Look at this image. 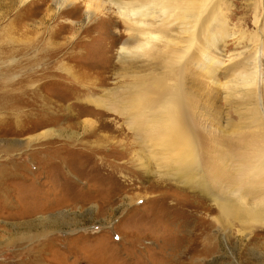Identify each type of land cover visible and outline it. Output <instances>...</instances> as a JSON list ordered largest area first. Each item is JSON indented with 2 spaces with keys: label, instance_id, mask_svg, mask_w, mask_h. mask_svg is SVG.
Returning <instances> with one entry per match:
<instances>
[{
  "label": "rangeland",
  "instance_id": "obj_1",
  "mask_svg": "<svg viewBox=\"0 0 264 264\" xmlns=\"http://www.w3.org/2000/svg\"><path fill=\"white\" fill-rule=\"evenodd\" d=\"M13 1L5 14L9 0H0V45L5 44L4 31L9 28L7 40H12L16 52L39 46L57 55L56 68L44 67L37 52L15 55L9 62L13 76L6 83L12 85V96L6 106H0V264H264V236H255L264 232L263 226L256 224L255 230L238 236L236 223L231 229L221 227L213 216H206L202 208L211 202L189 184L181 185L170 176L162 179L165 172L153 164V172L144 174L143 168L127 164L129 153L123 155L107 144L115 136L112 130L124 128L121 117L108 109L111 93L133 85V78H145L149 69L131 71L120 63L132 60L135 51L126 58L118 54L128 35L116 6L109 0H72L62 7L55 5L56 0ZM206 3L207 10L217 8L218 14L205 26V42L220 69L238 62L248 66V56L261 43L257 93L227 74L217 76L218 81L228 80L234 90L211 86L194 67L181 77L187 91L220 118L223 134H228V128L239 132L255 112L250 110L251 97L257 96L258 108L264 110V0ZM186 13L179 9L171 14L179 16V22L174 23L171 15L151 22L163 23L174 36L185 30ZM116 36L118 43L110 55L108 42ZM79 41L82 49L93 51V56L85 57L93 65L88 85L71 79L76 69H69L67 57ZM27 60L39 63L25 71ZM17 64L22 67L15 68ZM160 72L153 74L160 76ZM4 74L0 64V86L5 84ZM117 96L122 97L118 93L109 101L116 104ZM109 123L113 126L106 127ZM101 138L106 139L98 142L101 149L91 145ZM126 142L136 143L131 138ZM142 155L147 158L148 151ZM230 177L226 171L219 179L224 188ZM203 220L211 228L195 238Z\"/></svg>",
  "mask_w": 264,
  "mask_h": 264
},
{
  "label": "bare ground",
  "instance_id": "obj_2",
  "mask_svg": "<svg viewBox=\"0 0 264 264\" xmlns=\"http://www.w3.org/2000/svg\"><path fill=\"white\" fill-rule=\"evenodd\" d=\"M71 1L56 0L55 5L68 6L72 3ZM109 1L116 6L128 35V40L119 48V56L126 58L134 55L135 51L132 60H124L120 63L125 64L128 70L141 67L147 70V66L149 69L145 78H133L130 82H133V85L125 86L124 91L111 93L109 100H113L118 93L122 95L121 98L117 96L116 104L108 100V109L121 117L124 128H114L112 132L115 136L107 144L112 145L111 147L123 155L129 153L130 160L127 164H130L132 168H143L144 174L153 172L151 169L153 164L154 169L165 172V176L160 175L162 179L170 176L172 181L179 182L181 185L189 184L191 190L200 192L202 199L211 202L212 205L202 208L206 210V216H213L211 219H215L221 227L228 225L231 229L232 224L236 223L238 236L249 234L255 230L256 224L264 227V110L258 108L255 100L257 96L251 97L254 101L250 103L252 105L250 110L255 112L250 115L247 122L242 124L239 132L228 128V134H223L218 127L220 118L203 103L201 104V100H198L195 94L188 92L185 79H181L186 72L190 73L191 67H194L200 69V77L211 86L220 85V87L234 90L236 87L230 86L228 80L223 84L218 81L217 76L221 74L224 78L227 74L234 82L240 79L242 82L240 84L247 91L257 93V74L259 75L260 71L258 47L261 44L259 38L255 39V44L259 43V46H256L252 54L248 56L250 61L248 66L238 62L220 69L219 60L211 54V46L206 47L205 42L207 37L205 26L218 14L217 8L210 6L207 10L209 5L206 3L207 0H133V3L122 0ZM13 3V0H9L8 6L3 4L7 6L5 14L10 11ZM179 9L189 12L185 14V18L183 17L186 19L183 24L188 27L184 26L185 30L181 29L174 36L171 35L172 30L165 27L163 23L156 26L151 22L158 16H170ZM205 11H207L206 15H204ZM202 14L203 17H201ZM172 17L174 23L180 21L179 16ZM87 18H91L89 12ZM6 29L5 44L0 45V64L5 71V84L0 86V106H6L12 96V85L6 82L13 76L11 75L13 67L9 65V62H14L13 56L37 52L44 59V67L56 68L54 60L56 51H45L39 46H31L16 52L11 49L12 40H7L11 29L8 28L7 31ZM108 35L110 36L111 33ZM201 37L204 43L200 42ZM117 38L119 37L116 36L108 42L109 53L118 43ZM81 43L79 41L74 45L67 59L71 62L69 69H76L75 76L70 74L71 79L88 85L92 82L93 65L86 63L85 57L93 56V51L89 53L82 49ZM107 59H110L109 56ZM38 63L39 61L27 60L23 68L27 71L29 65L34 66ZM18 66L20 65H14L15 68ZM238 67L241 70L238 69L240 71L235 74ZM44 70L40 68V71ZM154 70H161V75L153 74ZM44 76L45 74L42 73L43 78ZM30 82L33 81L30 79ZM262 86L264 96V81ZM238 90L241 89L238 88ZM18 94L20 95L19 92ZM30 94L33 97L35 92L32 91ZM8 105L11 107V104ZM44 106H47L46 102ZM18 118L15 117V120ZM212 119L214 123L208 121ZM45 123L52 122L47 120ZM107 126L113 125L109 123ZM121 131H126L129 135H124ZM93 136L99 137L96 132H93ZM130 138L136 143L128 144L126 140ZM105 140L98 139L94 145H91L100 148L98 142L104 143ZM143 151H148L147 158L142 155ZM226 171L231 177L227 182L228 187L224 188L219 179L223 178ZM139 201L140 199H137L135 202ZM203 225V228L199 229L200 233L194 234L195 238H199L202 231L206 233L211 228L208 221L203 220ZM259 235L264 236V232L257 233L255 236ZM202 237L206 240L207 234ZM194 240L197 241V239Z\"/></svg>",
  "mask_w": 264,
  "mask_h": 264
}]
</instances>
